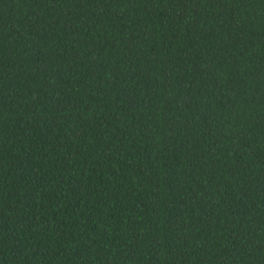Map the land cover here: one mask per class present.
I'll return each mask as SVG.
<instances>
[{
    "label": "trees",
    "instance_id": "1",
    "mask_svg": "<svg viewBox=\"0 0 264 264\" xmlns=\"http://www.w3.org/2000/svg\"><path fill=\"white\" fill-rule=\"evenodd\" d=\"M0 264H264V0H0Z\"/></svg>",
    "mask_w": 264,
    "mask_h": 264
}]
</instances>
